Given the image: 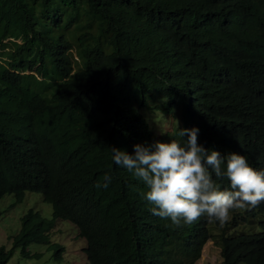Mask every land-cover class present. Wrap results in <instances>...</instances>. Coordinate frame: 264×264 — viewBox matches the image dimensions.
I'll list each match as a JSON object with an SVG mask.
<instances>
[{"label":"trees","instance_id":"16d2710c","mask_svg":"<svg viewBox=\"0 0 264 264\" xmlns=\"http://www.w3.org/2000/svg\"><path fill=\"white\" fill-rule=\"evenodd\" d=\"M167 114L175 125L157 131ZM178 126L264 170V0H0V197L35 190L53 209L23 213L0 264L16 248L39 256L31 242L60 260L56 217L87 264H196L208 240L223 264H264V202L176 228L112 161L113 147L182 143Z\"/></svg>","mask_w":264,"mask_h":264},{"label":"clouds","instance_id":"9594fccd","mask_svg":"<svg viewBox=\"0 0 264 264\" xmlns=\"http://www.w3.org/2000/svg\"><path fill=\"white\" fill-rule=\"evenodd\" d=\"M198 134L196 126L179 128L176 135L182 143L172 139L136 144L134 154L111 148L114 164L147 186L143 195L154 205L153 214L170 220L176 228L194 224L202 216L223 226L235 211L251 210L264 202V170L252 167L245 155L232 152L222 156L218 150L206 149L198 143ZM224 178L229 187L222 189L217 180Z\"/></svg>","mask_w":264,"mask_h":264},{"label":"rangeland","instance_id":"374dc122","mask_svg":"<svg viewBox=\"0 0 264 264\" xmlns=\"http://www.w3.org/2000/svg\"><path fill=\"white\" fill-rule=\"evenodd\" d=\"M154 128L160 132L168 131L175 125V117L170 114L160 119L151 120ZM30 207L38 209L46 217L52 216L51 203L44 201L41 193L26 190L21 201L16 202L14 193H6L0 197V244L6 248L11 246V235L16 233L20 226V217ZM258 228V227H256ZM76 226L67 219H58L50 232L52 242L63 246L61 260L53 256V247L46 243L31 242L28 249L31 253H41L39 256H24L16 248L6 264H87L83 246L85 240L78 236ZM220 247L212 240H208L196 264H223Z\"/></svg>","mask_w":264,"mask_h":264}]
</instances>
